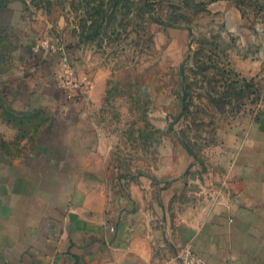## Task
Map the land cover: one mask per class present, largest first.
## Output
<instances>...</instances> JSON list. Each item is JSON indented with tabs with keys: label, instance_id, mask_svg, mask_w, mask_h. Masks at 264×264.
I'll return each mask as SVG.
<instances>
[{
	"label": "rangeland",
	"instance_id": "obj_1",
	"mask_svg": "<svg viewBox=\"0 0 264 264\" xmlns=\"http://www.w3.org/2000/svg\"><path fill=\"white\" fill-rule=\"evenodd\" d=\"M239 61L264 64V0H0V113L25 126L9 98L23 109L27 82L55 74L110 148L112 183L176 190L162 226L230 183L223 135L264 104Z\"/></svg>",
	"mask_w": 264,
	"mask_h": 264
},
{
	"label": "crops",
	"instance_id": "obj_2",
	"mask_svg": "<svg viewBox=\"0 0 264 264\" xmlns=\"http://www.w3.org/2000/svg\"><path fill=\"white\" fill-rule=\"evenodd\" d=\"M246 64L236 68L263 79V61ZM47 73L27 82L23 109L9 98L25 126L0 113V264H182L185 246L201 264H264V104L223 135L233 174L221 198L162 226L160 204L181 201L176 190L161 198L143 176L112 183L86 104L58 96Z\"/></svg>",
	"mask_w": 264,
	"mask_h": 264
},
{
	"label": "built area",
	"instance_id": "obj_3",
	"mask_svg": "<svg viewBox=\"0 0 264 264\" xmlns=\"http://www.w3.org/2000/svg\"><path fill=\"white\" fill-rule=\"evenodd\" d=\"M69 90L71 89L69 88ZM176 258L180 260L182 264H201L202 263V259L198 255H196L194 251L191 249V247L189 246H185L181 248L177 252Z\"/></svg>",
	"mask_w": 264,
	"mask_h": 264
},
{
	"label": "trees",
	"instance_id": "obj_4",
	"mask_svg": "<svg viewBox=\"0 0 264 264\" xmlns=\"http://www.w3.org/2000/svg\"><path fill=\"white\" fill-rule=\"evenodd\" d=\"M213 1H215V0H213Z\"/></svg>",
	"mask_w": 264,
	"mask_h": 264
}]
</instances>
